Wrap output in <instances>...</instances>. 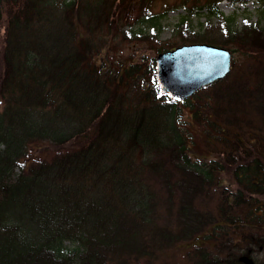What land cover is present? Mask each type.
Instances as JSON below:
<instances>
[{
  "label": "trees",
  "instance_id": "trees-1",
  "mask_svg": "<svg viewBox=\"0 0 264 264\" xmlns=\"http://www.w3.org/2000/svg\"><path fill=\"white\" fill-rule=\"evenodd\" d=\"M156 1L0 0V264H264V15L193 7L246 62L179 102Z\"/></svg>",
  "mask_w": 264,
  "mask_h": 264
},
{
  "label": "rangeland",
  "instance_id": "rangeland-1",
  "mask_svg": "<svg viewBox=\"0 0 264 264\" xmlns=\"http://www.w3.org/2000/svg\"><path fill=\"white\" fill-rule=\"evenodd\" d=\"M205 1L206 0H157L152 7V12L161 13V17L156 20V25H154L155 21L145 22L141 24L142 28L147 32L154 30L158 31V40L166 46H178L190 43H208L197 40H186L187 37H191V39H193V37H201V35H204L209 27L207 24L209 20L207 19L206 13L208 10L206 7L197 8L193 12V7H196L195 5L202 6L205 4ZM216 5L227 16H231L233 14L237 15V22L235 26L237 29L241 28L243 21L247 16L253 23H256L258 19L262 18L264 15V1L262 0H220L216 3ZM183 16H187L189 20L182 23L181 18H183ZM211 22L210 26L212 27H216L218 24L217 19H212ZM261 23H264V18H262ZM201 24L204 25L201 27ZM210 31H213V28H210ZM213 33H215L219 39H222V34L216 28ZM150 45L151 44L148 42L141 41L127 42L121 47L119 52L113 55V57L120 58L123 56L133 55L135 53H139L143 49H147ZM225 47L228 49L232 48L229 45ZM147 53L154 57L158 54L151 49H148ZM232 54L234 61H238L240 66H242L241 64L245 66L244 63L246 62V57L243 54H240V52ZM224 180L225 182L233 183L230 169L225 172Z\"/></svg>",
  "mask_w": 264,
  "mask_h": 264
},
{
  "label": "water",
  "instance_id": "water-1",
  "mask_svg": "<svg viewBox=\"0 0 264 264\" xmlns=\"http://www.w3.org/2000/svg\"><path fill=\"white\" fill-rule=\"evenodd\" d=\"M233 54L226 47L210 43L178 45L155 57V78L162 94L184 101L200 89L228 76Z\"/></svg>",
  "mask_w": 264,
  "mask_h": 264
}]
</instances>
